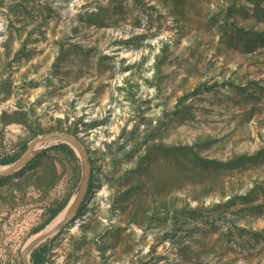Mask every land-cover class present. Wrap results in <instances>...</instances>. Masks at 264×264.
<instances>
[{"label": "rangeland", "instance_id": "obj_1", "mask_svg": "<svg viewBox=\"0 0 264 264\" xmlns=\"http://www.w3.org/2000/svg\"><path fill=\"white\" fill-rule=\"evenodd\" d=\"M53 131L92 173L43 264H264V0H0V161ZM53 145L0 178V264L77 192Z\"/></svg>", "mask_w": 264, "mask_h": 264}, {"label": "water", "instance_id": "obj_2", "mask_svg": "<svg viewBox=\"0 0 264 264\" xmlns=\"http://www.w3.org/2000/svg\"><path fill=\"white\" fill-rule=\"evenodd\" d=\"M59 143H65L69 145L80 158L82 163L81 181L75 196L63 210L65 211L64 218L58 224L48 228L49 225L55 220L54 219L44 229L37 232L35 236H33L24 246L21 251L22 264H32L31 255L33 251L51 237L62 231L71 221L77 217L78 212L81 209L83 202L86 200L90 190L92 165L87 149L77 137L68 132L53 131L33 139L31 142H29L24 154L20 158L6 167H0V178L10 176L26 167L48 146Z\"/></svg>", "mask_w": 264, "mask_h": 264}, {"label": "trees", "instance_id": "obj_3", "mask_svg": "<svg viewBox=\"0 0 264 264\" xmlns=\"http://www.w3.org/2000/svg\"><path fill=\"white\" fill-rule=\"evenodd\" d=\"M52 148H65L68 151H70L71 154L76 156L73 149L65 143L55 144L52 146ZM17 159H18V157H15V156L7 157V158L3 159L2 161H0V164L9 165L11 163H14ZM69 200L70 199L65 200L63 203L59 204L56 207H50L48 209L49 217L41 225H39L36 229H34V233L41 231L49 223H51L66 208V206L69 203ZM43 244H41L38 248H36L33 251L32 255H31L32 264H43L45 262L46 255H47V249L44 246L42 247Z\"/></svg>", "mask_w": 264, "mask_h": 264}, {"label": "bare ground", "instance_id": "obj_4", "mask_svg": "<svg viewBox=\"0 0 264 264\" xmlns=\"http://www.w3.org/2000/svg\"><path fill=\"white\" fill-rule=\"evenodd\" d=\"M64 215H65V212L62 213L48 228L53 227L54 225L58 224L64 218Z\"/></svg>", "mask_w": 264, "mask_h": 264}]
</instances>
